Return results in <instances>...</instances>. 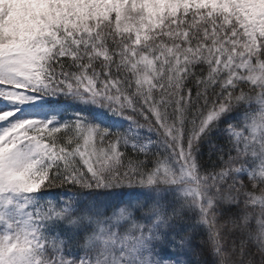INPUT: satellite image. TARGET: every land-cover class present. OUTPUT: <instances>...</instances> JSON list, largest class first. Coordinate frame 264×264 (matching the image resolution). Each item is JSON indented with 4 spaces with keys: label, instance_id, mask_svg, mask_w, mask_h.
I'll return each mask as SVG.
<instances>
[{
    "label": "snow or ice",
    "instance_id": "obj_1",
    "mask_svg": "<svg viewBox=\"0 0 264 264\" xmlns=\"http://www.w3.org/2000/svg\"><path fill=\"white\" fill-rule=\"evenodd\" d=\"M0 264H264V0H0Z\"/></svg>",
    "mask_w": 264,
    "mask_h": 264
}]
</instances>
